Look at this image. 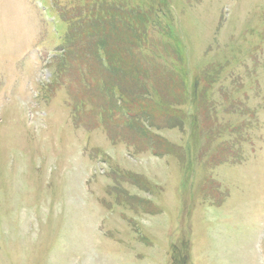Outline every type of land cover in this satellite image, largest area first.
Returning a JSON list of instances; mask_svg holds the SVG:
<instances>
[{"label": "rangeland", "instance_id": "374dc122", "mask_svg": "<svg viewBox=\"0 0 264 264\" xmlns=\"http://www.w3.org/2000/svg\"><path fill=\"white\" fill-rule=\"evenodd\" d=\"M0 264H264V0H0Z\"/></svg>", "mask_w": 264, "mask_h": 264}, {"label": "trees", "instance_id": "16d2710c", "mask_svg": "<svg viewBox=\"0 0 264 264\" xmlns=\"http://www.w3.org/2000/svg\"><path fill=\"white\" fill-rule=\"evenodd\" d=\"M127 73H128V75L127 76H129V77H132V76H130L131 74H132V70H130L129 71V69L127 68ZM136 78H137V76H135ZM174 112H175V115H176V120H178V122L182 125V123L180 122V121H184L185 122V116H184V113H183V111H182V114H183V117L181 116V114H180V112H176L175 110H174ZM134 117V116H133ZM184 124V123H183ZM148 144H150V145H152V146H154L153 144H151V141H149L148 139H144ZM163 146V148L162 149H164V150H167V145H165V144H163L162 145ZM142 181V180H141Z\"/></svg>", "mask_w": 264, "mask_h": 264}]
</instances>
